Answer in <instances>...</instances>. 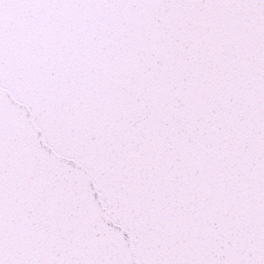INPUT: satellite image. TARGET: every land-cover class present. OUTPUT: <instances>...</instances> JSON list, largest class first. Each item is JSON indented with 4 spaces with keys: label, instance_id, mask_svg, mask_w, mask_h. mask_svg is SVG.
<instances>
[{
    "label": "water",
    "instance_id": "1",
    "mask_svg": "<svg viewBox=\"0 0 264 264\" xmlns=\"http://www.w3.org/2000/svg\"><path fill=\"white\" fill-rule=\"evenodd\" d=\"M0 264H264V0H0Z\"/></svg>",
    "mask_w": 264,
    "mask_h": 264
}]
</instances>
